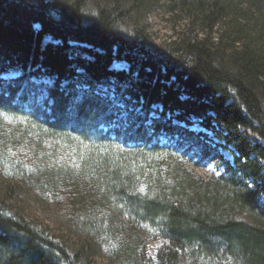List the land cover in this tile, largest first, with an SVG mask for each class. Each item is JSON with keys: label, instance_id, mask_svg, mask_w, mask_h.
<instances>
[{"label": "trees", "instance_id": "trees-1", "mask_svg": "<svg viewBox=\"0 0 264 264\" xmlns=\"http://www.w3.org/2000/svg\"><path fill=\"white\" fill-rule=\"evenodd\" d=\"M86 1L0 0V74L19 68L26 80L43 74L54 78L53 86L47 87L51 114L42 111L41 121L51 131L72 132L71 124L82 117L84 109L80 105L75 119L62 120L68 97L58 90L61 82L80 78L87 79L86 85L92 90L112 78L125 80L130 89L124 92L141 105V113L135 114L137 130L151 119L148 115L152 106L160 104V118L166 114L169 117L166 123H154V136L162 130L168 136L177 135L179 130L171 125L173 119L188 123V116L198 117L203 128L214 132L221 142L232 144L237 153L234 163L239 169L228 166V177L217 179V186L210 182L203 188L176 162L174 184L164 185L157 172L149 181L154 190L148 188L146 194H141L136 173L142 172V164H146L132 154H152L165 146L157 142L135 146L137 139L125 147L127 154L120 155L111 145L115 141L107 136L112 129H100L97 135L111 143H105L106 155L98 156L96 166L91 165L82 176L91 177L98 185L102 202L113 195L121 199L130 220L142 217L163 221L152 253L136 258L138 264H182L187 260L199 264L203 254L212 256L216 264H228L227 260L229 264H264V172L250 161L252 154L264 157V115L259 99V90L264 86V0L189 2L186 9H195V18L208 31L201 39L183 41L190 61L176 73L170 72L163 59L150 54L142 40L118 32L117 16L123 0H109L89 22L81 19ZM242 3L248 7L236 14ZM221 21L227 27L223 32L217 28ZM47 36L60 44L44 43ZM71 41L97 51L82 47L89 59L72 55ZM115 60L128 64L129 72L114 73L110 68ZM8 86L7 92L1 90L4 85L0 78V109L13 104L15 90ZM105 120L108 124L109 119ZM240 128L251 129L260 142H248ZM112 133L119 135L117 131ZM238 173L242 179L251 178L253 186L240 189L236 185ZM234 207L250 214L253 220L233 216ZM89 248L80 247L70 253L60 243L48 240L43 231L31 228L22 217H6L0 212V264H90L86 260Z\"/></svg>", "mask_w": 264, "mask_h": 264}, {"label": "rangeland", "instance_id": "rangeland-1", "mask_svg": "<svg viewBox=\"0 0 264 264\" xmlns=\"http://www.w3.org/2000/svg\"><path fill=\"white\" fill-rule=\"evenodd\" d=\"M108 1L87 0L81 9V19L91 21ZM177 1L123 0L122 4L118 3L121 7L117 16L118 32L126 38L142 40L146 50L163 59L171 73L183 70L189 64L190 57L185 54L183 41L201 39L208 31L195 18V9H186L192 0H185V5ZM178 5L185 7V10ZM247 7L242 3L235 13L241 14ZM251 9L252 13L256 12L254 7ZM217 28L222 32L227 30L226 23L221 21ZM43 42L60 44L48 36ZM68 44L73 47L72 55L81 54L87 59L90 57L82 51V47L97 51L74 41ZM128 67L125 62L115 60L110 69L114 73L122 71L127 74ZM0 78L4 85L1 90L7 92L8 85L15 90L11 107L0 109V212L6 217H22L31 228L43 231L48 240L60 243L70 253L89 245L85 259L90 264H138L136 258L142 257L143 253H152L151 248L158 236L157 229L164 225L163 221H150L142 217L130 220L129 210L120 202L121 199L113 195L102 202L100 193H97L98 185L91 177L82 176L91 165L96 166L98 156L106 155L108 147L104 146L105 143H111L97 135L100 129L101 132L107 129L119 132L117 135L110 130L107 136L115 141L111 145L120 155L127 154L125 147L133 145L137 139L139 141L135 146L143 147L148 142L165 146L152 154L142 151H138L142 154H132L134 159L146 164H142V172L136 173L141 194H146L148 188L154 190L149 181L151 174L157 172L164 179V185L168 187L174 184L176 162L200 181L199 185L203 188L210 182L217 186V179L228 177V166L239 169L234 163L237 153L233 145L217 139L214 132L203 128L200 119L194 115L186 118L188 123L176 119L171 121L179 134L168 136L162 130L154 136V123H166L169 117L166 114L165 118H160L163 107L156 104L148 115L151 119L137 130L135 114L138 116L141 113V105L130 100V96L124 92L130 89L129 84L118 77L96 84L93 90L86 85L87 79L83 78L59 84L58 90L68 97L62 120L72 121L76 118L77 107L83 105L84 109L78 122L71 124L72 132L68 133L51 131L41 123L44 119L42 111L51 114L47 87L55 83L53 77L43 74L30 76L26 80L19 68H9L0 74ZM259 99L264 115V86L259 90ZM105 119H109L108 124ZM252 126L257 128L256 125ZM239 131H244L248 142H260L251 129L240 128ZM250 159L251 164H257L264 172V157L252 154ZM236 185L240 189L244 185L250 188L253 181L251 178L242 179V174L238 173ZM261 200L264 203V197ZM232 214L242 220H253L250 214L236 207ZM226 263L230 262L227 260ZM182 264L191 262L187 260ZM199 264L216 262L212 256L203 254L199 256Z\"/></svg>", "mask_w": 264, "mask_h": 264}]
</instances>
